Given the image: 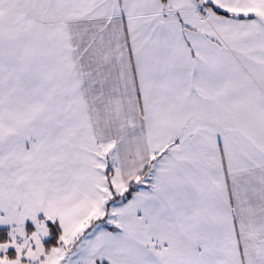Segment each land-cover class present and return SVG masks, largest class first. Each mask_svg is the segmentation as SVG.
I'll list each match as a JSON object with an SVG mask.
<instances>
[{"label":"snow or ice","instance_id":"obj_1","mask_svg":"<svg viewBox=\"0 0 264 264\" xmlns=\"http://www.w3.org/2000/svg\"><path fill=\"white\" fill-rule=\"evenodd\" d=\"M0 264H264V0H0Z\"/></svg>","mask_w":264,"mask_h":264},{"label":"rangeland","instance_id":"obj_2","mask_svg":"<svg viewBox=\"0 0 264 264\" xmlns=\"http://www.w3.org/2000/svg\"><path fill=\"white\" fill-rule=\"evenodd\" d=\"M45 243H47V241H45Z\"/></svg>","mask_w":264,"mask_h":264}]
</instances>
